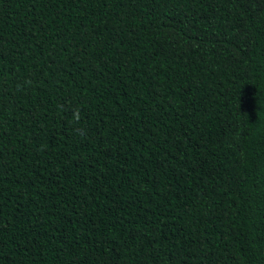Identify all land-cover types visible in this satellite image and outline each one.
Wrapping results in <instances>:
<instances>
[{
	"label": "trees",
	"instance_id": "trees-1",
	"mask_svg": "<svg viewBox=\"0 0 264 264\" xmlns=\"http://www.w3.org/2000/svg\"><path fill=\"white\" fill-rule=\"evenodd\" d=\"M0 264H264V0H0Z\"/></svg>",
	"mask_w": 264,
	"mask_h": 264
},
{
	"label": "clouds",
	"instance_id": "clouds-1",
	"mask_svg": "<svg viewBox=\"0 0 264 264\" xmlns=\"http://www.w3.org/2000/svg\"><path fill=\"white\" fill-rule=\"evenodd\" d=\"M80 120H81L80 110L79 109L73 110V113H72V121H73V123L78 125ZM75 131L78 134H81V135L84 133V130L81 127H77L75 129Z\"/></svg>",
	"mask_w": 264,
	"mask_h": 264
}]
</instances>
